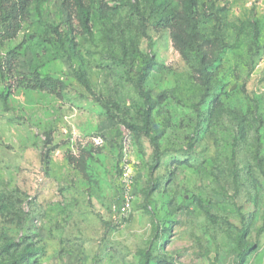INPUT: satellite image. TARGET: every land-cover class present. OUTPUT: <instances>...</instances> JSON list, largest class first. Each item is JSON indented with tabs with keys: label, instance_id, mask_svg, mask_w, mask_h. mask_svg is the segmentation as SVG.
<instances>
[{
	"label": "rangeland",
	"instance_id": "obj_1",
	"mask_svg": "<svg viewBox=\"0 0 264 264\" xmlns=\"http://www.w3.org/2000/svg\"><path fill=\"white\" fill-rule=\"evenodd\" d=\"M11 12L0 264H264V0ZM46 75L62 87L14 81Z\"/></svg>",
	"mask_w": 264,
	"mask_h": 264
},
{
	"label": "trees",
	"instance_id": "obj_2",
	"mask_svg": "<svg viewBox=\"0 0 264 264\" xmlns=\"http://www.w3.org/2000/svg\"><path fill=\"white\" fill-rule=\"evenodd\" d=\"M15 1L16 0H0V45H2L5 40L12 37L11 22L13 19V15L11 9L15 4ZM22 8L23 4L21 2V9ZM14 81L19 86L32 89H47L49 91H56L62 87L60 81L48 75L42 78L21 76L14 79ZM82 81L85 82L83 78ZM7 86L11 87L12 82L8 83Z\"/></svg>",
	"mask_w": 264,
	"mask_h": 264
},
{
	"label": "built area",
	"instance_id": "obj_3",
	"mask_svg": "<svg viewBox=\"0 0 264 264\" xmlns=\"http://www.w3.org/2000/svg\"><path fill=\"white\" fill-rule=\"evenodd\" d=\"M132 164L124 161L123 163V173H122V183H123V188H124V192H123V198H122V202L119 205V209L121 213L126 214V212L129 210L130 208V204H131V193H130V183L132 181Z\"/></svg>",
	"mask_w": 264,
	"mask_h": 264
}]
</instances>
